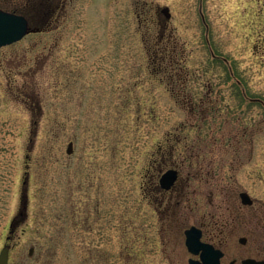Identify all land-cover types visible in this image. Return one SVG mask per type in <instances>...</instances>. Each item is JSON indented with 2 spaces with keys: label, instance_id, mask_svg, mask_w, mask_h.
I'll use <instances>...</instances> for the list:
<instances>
[{
  "label": "rangeland",
  "instance_id": "obj_1",
  "mask_svg": "<svg viewBox=\"0 0 264 264\" xmlns=\"http://www.w3.org/2000/svg\"><path fill=\"white\" fill-rule=\"evenodd\" d=\"M0 6L33 29L0 47L8 264H188L191 225L221 264L264 259V0Z\"/></svg>",
  "mask_w": 264,
  "mask_h": 264
},
{
  "label": "water",
  "instance_id": "obj_2",
  "mask_svg": "<svg viewBox=\"0 0 264 264\" xmlns=\"http://www.w3.org/2000/svg\"><path fill=\"white\" fill-rule=\"evenodd\" d=\"M160 12L165 18L170 17V11L167 6L162 7ZM32 30L33 29L29 26L28 19L24 15L0 8V47L21 39L26 33ZM67 152H72V142H69ZM176 178L177 171L172 168L167 169L160 175V186L164 189H168ZM240 196L244 204H250L252 202L246 192H241ZM184 234L187 250L193 255H198V258H189L188 264H220V258L223 252L215 248L211 243L201 240L202 231L200 228L192 225L184 230ZM239 241L244 243L246 239L240 237ZM8 258L9 246L8 244H4L0 250V264H8ZM229 264H233V261ZM241 264H264V259L246 257L241 260Z\"/></svg>",
  "mask_w": 264,
  "mask_h": 264
},
{
  "label": "flooded vegetation",
  "instance_id": "obj_3",
  "mask_svg": "<svg viewBox=\"0 0 264 264\" xmlns=\"http://www.w3.org/2000/svg\"><path fill=\"white\" fill-rule=\"evenodd\" d=\"M40 5H43L44 4V2L43 1H41L40 3H39ZM1 7V6H0ZM44 10H49V12H50V16H54V13H55V6L53 7V8H48V6H47V9H44ZM37 11H39V9L37 10ZM175 169L176 171H177V178H176V180L174 181V183L170 186V188H168V189H164V188H162L161 186H160V183H159V178H160V175L164 172V171H166V170H164L163 172H161L160 174H159V176H158V180H157V183L155 182V180H153V181H151V177H150V190L152 191V190H156V191H159V192H168L169 190H171L175 185H176V183L178 182V180H179V178H180V176H179V171H178V169H176V168H174V167H170V168H168V169ZM149 192V191H148ZM241 192H246V191H240L239 192V197H240V201H241V203L242 204H244L243 202H242V199H241V196H240V193ZM247 193V192H246ZM248 194V193H247ZM249 195V194H248ZM149 196H151V198H152V194H150ZM249 198L252 200V202L250 203V204H244V205H251L252 203H253V199L250 197V195H249ZM201 229V228H200ZM202 231V230H201ZM240 237H244L245 239H246V241H247V238L245 237V236H240ZM239 237V238H240ZM239 238H238V242H240L239 241ZM246 241L244 242V243H246ZM241 243V242H240ZM243 244V243H242ZM195 258H198V255H196V257ZM222 258V257H221ZM246 258V257H245ZM243 259V258H242ZM231 261H233V264H235V259H232V260H230L229 262H228V264L231 262ZM220 264H221V259H220ZM240 264H241V260H240Z\"/></svg>",
  "mask_w": 264,
  "mask_h": 264
},
{
  "label": "trees",
  "instance_id": "obj_4",
  "mask_svg": "<svg viewBox=\"0 0 264 264\" xmlns=\"http://www.w3.org/2000/svg\"><path fill=\"white\" fill-rule=\"evenodd\" d=\"M170 66L172 65V63H174L173 61L169 60ZM239 86V85H238Z\"/></svg>",
  "mask_w": 264,
  "mask_h": 264
}]
</instances>
